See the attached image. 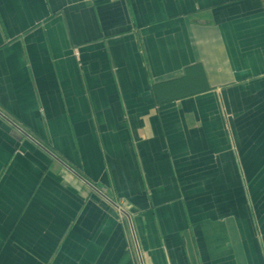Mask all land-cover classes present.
I'll list each match as a JSON object with an SVG mask.
<instances>
[{"label": "crops", "instance_id": "obj_1", "mask_svg": "<svg viewBox=\"0 0 264 264\" xmlns=\"http://www.w3.org/2000/svg\"><path fill=\"white\" fill-rule=\"evenodd\" d=\"M0 112V264H264V0H0Z\"/></svg>", "mask_w": 264, "mask_h": 264}, {"label": "built area", "instance_id": "obj_2", "mask_svg": "<svg viewBox=\"0 0 264 264\" xmlns=\"http://www.w3.org/2000/svg\"><path fill=\"white\" fill-rule=\"evenodd\" d=\"M0 115L3 116L4 118L8 119L6 117V115L3 112H0ZM8 121L18 130L20 131L23 135H25V137H27L29 140L33 141L34 143H36L37 145H39L40 147H42V149H45L48 153H50V155L52 157H54L55 159H59L52 151H50L49 149H47V147L37 138H35L34 136H31V134L29 132H27L24 128H22L20 125L16 124L14 121L8 119ZM69 170H71L73 173H75L77 176L78 174L71 168H69L65 163H63ZM86 184H88V186H90L94 191H96L98 194L102 195L103 198H106L110 203H112L117 209L118 211L123 212L125 215H127V211L124 210V208L115 203L113 200H111L109 197H107L106 195H104L97 187L93 186V184L89 183L88 181H86L85 179H83Z\"/></svg>", "mask_w": 264, "mask_h": 264}]
</instances>
